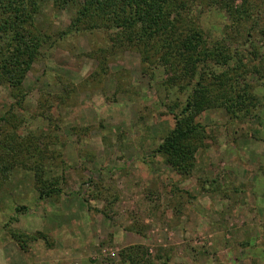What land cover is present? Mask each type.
<instances>
[{"label": "rangeland", "instance_id": "obj_1", "mask_svg": "<svg viewBox=\"0 0 264 264\" xmlns=\"http://www.w3.org/2000/svg\"><path fill=\"white\" fill-rule=\"evenodd\" d=\"M75 15L47 3L35 24L50 42L22 100L0 87V264H129L130 247L143 264H264V87L249 77L260 105L243 120L198 117L207 139L182 177L153 152L188 90L132 47L99 63L109 36L66 34ZM197 16L212 44L226 15ZM39 180L58 192L41 199Z\"/></svg>", "mask_w": 264, "mask_h": 264}, {"label": "trees", "instance_id": "obj_2", "mask_svg": "<svg viewBox=\"0 0 264 264\" xmlns=\"http://www.w3.org/2000/svg\"><path fill=\"white\" fill-rule=\"evenodd\" d=\"M236 1L89 0L79 6V0H0V87L9 90L12 98L19 95L18 102L22 100L26 75L50 42L37 28L36 16L49 2L59 11L75 7L74 23L66 34L98 30L109 36L110 47L102 49L99 63L108 53L132 47L148 69H166L167 88L188 90L179 111L171 109L169 113L173 128L153 152L176 174L187 177L195 154L207 139L204 126L197 122L202 113L223 110L232 120L240 121L260 105L248 80L252 77L264 87V30L260 31L262 37L258 31L264 0H240L238 5ZM204 8H215L228 19L212 44L197 16ZM4 171H0L2 175ZM39 182L41 199L58 192L47 191L44 181ZM144 251L130 247L120 252V258L129 264H143Z\"/></svg>", "mask_w": 264, "mask_h": 264}]
</instances>
